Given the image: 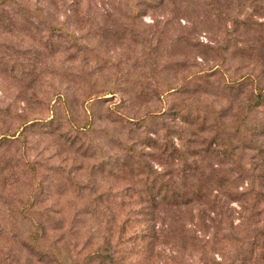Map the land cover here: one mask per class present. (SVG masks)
<instances>
[{"label":"rangeland","instance_id":"374dc122","mask_svg":"<svg viewBox=\"0 0 264 264\" xmlns=\"http://www.w3.org/2000/svg\"><path fill=\"white\" fill-rule=\"evenodd\" d=\"M19 1L0 7V140L3 129L12 133L0 141V264H44L13 238L30 227L17 215L30 194L36 203L29 214L49 221L42 246L61 245L71 259L100 249L126 263L120 260L126 241L147 214L152 219L141 227L159 234L154 264H169L174 246L182 245L179 229L192 228L184 209L165 198L175 187L208 185L224 202L226 221L206 230V238L213 234L217 241V260L227 246L223 236L264 229V201L248 219L251 202L241 199L254 171L264 169V99L253 113L243 112L264 83V0H77L81 6L74 8L62 0ZM47 22L65 33L50 31ZM68 47L86 51L67 54ZM46 62L58 75L45 78ZM214 65L187 84L190 74ZM245 75L251 78L233 83ZM158 81L187 85L171 99L172 114L141 130L115 114L139 117L160 106L140 95ZM92 91L99 96L85 101ZM194 115L202 118L194 121ZM240 119L248 121L251 141L241 129L227 142L225 131ZM171 137L177 151L166 145ZM218 142L235 148L231 161L218 152ZM221 183L233 184L232 198ZM203 201L195 200L194 213ZM12 214L14 227L5 221ZM191 253L186 260H197Z\"/></svg>","mask_w":264,"mask_h":264},{"label":"trees","instance_id":"16d2710c","mask_svg":"<svg viewBox=\"0 0 264 264\" xmlns=\"http://www.w3.org/2000/svg\"><path fill=\"white\" fill-rule=\"evenodd\" d=\"M124 1V0H123ZM129 2H136L134 0H127L126 3ZM18 4L22 5L19 0H0V7L2 6H7L10 4ZM69 4L71 8L74 7H80L81 5L77 0H71L69 2H66L65 0H62V4ZM125 3V2H124ZM163 3V0L160 1V4ZM1 10V9H0ZM3 20V19H2ZM165 23H167V20H165ZM47 28L53 32H57L60 34H64L65 31L64 29L61 28V26H54L51 23L47 22ZM54 44L52 43L50 45L51 48H53ZM80 47V46H77ZM75 48L73 47H68L66 49L67 54H70L72 51L80 54H85L86 49L84 48ZM70 58V57H69ZM44 67L46 69H51L50 72L45 74L46 76L50 73L52 75H55L57 72H52V70H56L54 67L53 63H48L46 62L44 64ZM215 65L210 68V70H201V71H196L190 74L189 77H187L185 80H188L187 84H192L194 81H197L200 79L202 73H210L212 70H214ZM215 71V70H214ZM58 75V73H57ZM245 78H251V75H245L241 76V78H237L233 80V83L237 84L240 83L241 81L245 80ZM184 80V81H185ZM184 81L180 84H172L169 83L168 81H158L155 83L153 86V89L149 91V93H146L145 91H141L140 95L144 97L145 94H147L148 99L146 102H153V101H159L162 104L158 106L157 108L150 109L146 113L140 115L139 117H133L128 115L127 112H116L115 114L118 115V117L121 118L122 121H129V122H134L136 129L141 130L143 127L148 125L149 120L151 119H162L167 115V113L172 114L175 110V107L172 105V98L180 94L184 89L187 88V85H183ZM258 92L257 94L252 97L253 101L244 109V113L246 114H251L253 111L258 108L259 106L262 105L263 99H264V83L263 84H258L257 87ZM84 94V93H83ZM99 91H92L90 93H87L84 95L85 101L88 99H92L94 97H98ZM126 94L125 96H129V93H124ZM57 97H62L60 94L57 95ZM127 99V97H125ZM64 100L63 103L66 104V99L63 98ZM172 102V103H171ZM163 108V110H162ZM52 111H55V108L52 109ZM6 115H9L8 110H6ZM184 118H181V120L184 123H188V115H182ZM186 117V118H185ZM200 118H202L200 115H194L193 120L197 121ZM43 118H34L32 120V123L38 122ZM57 119V118H56ZM131 119V120H128ZM30 121V120H29ZM26 121L24 123V127L28 125V122ZM56 121V120H55ZM61 123V122H60ZM58 124L59 127L62 126L61 124ZM224 121L221 123L224 125ZM91 127V122L88 125L80 126V129L82 128L83 130L87 129L88 127ZM89 127V128H90ZM249 128L250 125H248L247 120H241L239 125L235 127L232 131L229 129V131H225V135L227 138V142H230V134L231 133H241V129L245 134V138L249 141L250 140V133H249ZM59 129V128H57ZM3 135L1 137V140L7 139L8 135H11L12 133L9 132L8 130H2ZM14 133V132H13ZM14 136V134H13ZM252 146L255 148L256 143L251 142ZM167 147H173L174 151L178 150V146L175 144L174 138L171 137V139L166 143ZM253 148V149H254ZM217 150L220 152L222 155L228 157V159L231 161L232 157L235 155V148H230L229 145L226 143L223 145L218 142L217 144ZM236 160V158H234ZM238 161V160H236ZM247 170V169H246ZM249 170V169H248ZM260 170V169H259ZM258 170V171H259ZM257 169L254 171V173L258 172ZM253 173V172H252ZM252 174V181H250V184L248 185V188H245L243 192V199L244 197L246 199H249L251 202V206H247L246 210L248 212L247 218L251 219L253 216L256 214V206L264 201V184H262L261 179L264 178V169H262L259 174ZM1 177V176H0ZM214 182V181H210ZM222 184V183H221ZM230 184V187H229ZM222 184L224 185L223 188H228L226 192H224V196H232L233 192V184ZM208 185H201L198 187H194L190 189L189 191H186L184 189H178L175 187L174 194H172V198H168L165 195L166 200L168 201V204L173 207H177L179 209H184V211H181L182 214L186 213L187 214V221L188 222V227L191 225L192 228H186V227H181L179 229V235L180 238L182 239V245L178 248L175 249L174 246V255L171 256L170 263L169 264H264V229H257V230H251V233H248L247 231H242L239 235V237L235 236H223L222 239H225L227 242V246L231 242H235L237 245H234L231 247V249H226L224 248V252H219L221 254V258L223 260H217L215 257L216 251H214V247L217 244V241L214 240L213 234L206 238V230L208 228V223L212 224L215 227V224L225 222L227 217V211L226 208H224V202L222 203L220 201V196L217 194L212 193V191L208 192ZM221 190V189H220ZM223 191V189H222ZM228 195V196H227ZM186 196V197H185ZM232 198V197H231ZM200 205H204L203 208L197 209V212L194 213V206L195 205V200H203ZM239 199V200H241ZM165 200V199H164ZM36 203V199L32 198L31 194L30 197H28V200L25 202V204L18 210L17 215H22L24 218L23 220L29 221L30 227L26 231H19L15 232L13 235V238L16 239L15 243L19 245L21 248L26 250L27 252L30 253L32 256H37L38 260L41 263L44 264H120L118 261L119 257L116 259L113 257V255H109V253H105L101 251L100 249H97L92 252H88L84 257L75 259V258H69L67 256H63L60 249L61 245L59 247H56L54 250L50 249V246L44 245L42 246L44 239L46 238V225L49 223L48 220H43L39 221L37 220L36 217H32L31 214H29L30 211H34V206ZM142 204V203H141ZM243 207V206H242ZM245 208V207H244ZM147 207H145L142 211H145ZM7 210H9L7 208ZM16 211V209H14ZM212 213L214 216H212ZM264 213V209L262 211ZM13 215V214H12ZM8 216V223H10L13 227L16 226V216ZM149 219H152V217L149 216ZM148 215L145 214L144 217H142V220H138V223L135 227V229L132 231L133 233L131 234V237L128 241V246L126 250H128L127 255H124L120 260L122 262L126 263H121V264H154L155 258L153 255V247H155L157 240L159 239V234L155 233L152 227H141V224L146 225L147 222L149 221ZM129 222H131V219L128 217L125 220V223L123 224V232L126 234L127 229L129 228ZM14 224V225H13ZM199 232V234H198ZM203 233V239L204 242L198 243V240L196 238L199 237V235ZM215 236V235H214ZM59 238L63 241L66 238V234H61ZM148 238H151V241L148 242L146 241ZM196 239V241H195ZM131 240V241H130ZM67 241V240H66ZM66 241H63L64 243ZM176 244V247L179 246L176 241H172ZM56 246V245H55ZM152 247V248H151ZM59 251V255L56 253L55 250ZM197 253L198 258L197 260H193V258H187L185 254L188 256H191L192 253ZM132 254L137 255V260L135 263L131 261ZM191 254V255H189ZM69 258V259H68ZM130 261V262H129Z\"/></svg>","mask_w":264,"mask_h":264}]
</instances>
